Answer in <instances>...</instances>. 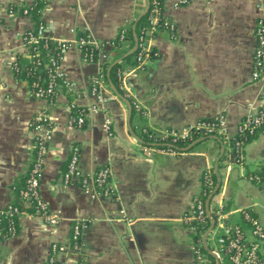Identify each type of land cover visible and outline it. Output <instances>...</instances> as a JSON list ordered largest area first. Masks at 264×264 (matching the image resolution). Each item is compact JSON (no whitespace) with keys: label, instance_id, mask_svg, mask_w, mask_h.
<instances>
[{"label":"crops","instance_id":"crops-1","mask_svg":"<svg viewBox=\"0 0 264 264\" xmlns=\"http://www.w3.org/2000/svg\"><path fill=\"white\" fill-rule=\"evenodd\" d=\"M14 1L30 4L32 0H0V209L16 199L13 187L31 157L30 122L44 112L51 132L40 193L58 220L51 223L35 213H22L16 233L0 238V264H44L52 242L64 247L53 264H76L78 255L69 249L76 217L87 220L79 250L87 264H192L193 231L181 216L206 168L223 184L226 210L252 207L264 222V189L235 169L226 170L227 165L235 167L227 142L211 135L187 143L180 154L156 148L144 152L136 126L139 119L131 105L135 99L145 109L142 123L155 131L223 113L226 133L234 135L241 117L264 109V86L250 76L253 27L256 18L264 15L258 7L264 0H190L184 5L162 0L163 15L174 23L173 32L146 31L151 51L142 65L137 67L131 59L121 62L126 92L106 81V100L80 127L68 123L69 102L93 103L90 78L102 70L103 62L120 60L135 45L122 43L117 49L108 45L106 60L88 61L72 44L60 67L73 89H58L51 99L35 97L10 66L17 54H27L22 32L32 25L27 15L6 13V6ZM145 6L146 0H47L40 19L45 34L57 41L72 42L79 32L90 40L110 41L121 28L133 29ZM106 118L111 121L109 129L104 127ZM72 145L79 147L77 166L82 172L101 164L110 167L116 196L92 195V187L84 189L76 179L62 181ZM244 153L247 172L258 171L264 164V133L247 142ZM230 176L240 190L233 197L225 187Z\"/></svg>","mask_w":264,"mask_h":264},{"label":"built area","instance_id":"built-area-1","mask_svg":"<svg viewBox=\"0 0 264 264\" xmlns=\"http://www.w3.org/2000/svg\"><path fill=\"white\" fill-rule=\"evenodd\" d=\"M189 1L179 0V3L184 5L189 3ZM30 4H22L17 1L11 2L6 6V13L10 16L15 14L29 16L27 6ZM258 7L264 9V3L259 2ZM156 21V15L151 14L150 24L147 29L152 32L156 31L158 29ZM164 28L173 32L174 23L165 18ZM123 32L124 28H121L119 35L122 43H126L123 38ZM253 36L254 48L251 57L250 76L253 81L260 82L264 86L263 14L259 15L254 22ZM37 37H46L51 40L54 44L51 50L56 49L55 53L47 56V59L37 61L38 64H43L45 69L46 78L44 83L34 80L29 86V91L33 96L46 99H51L58 89L66 91L73 89V84L68 81L60 67L64 52L72 44L81 51L84 59L88 61L106 60L108 58L106 47L111 45V41L90 40L86 35H77L72 42L57 41L45 34L42 21L36 25L32 21V25L22 32L26 50L28 48L26 43L34 41ZM44 45H46V42ZM137 45L139 49L133 55V63L139 67L151 50L147 41L142 37L141 42ZM94 52L97 53L96 59L94 58ZM12 61L10 62L11 67ZM117 76L119 88L125 93L124 69L119 68ZM105 85L106 79L103 70L90 78L89 91L95 101L85 106H76L73 101H70L68 104V123L70 125L77 127L84 125L87 117L99 109V104L107 98ZM131 105L139 119L136 126L142 137L140 143L142 151L149 152V150L156 148L171 154H177L179 149H184V145L177 144L178 140L189 143L199 137L218 135L222 141L229 144L234 159L235 167L227 165L226 170L235 169L250 182L260 185L264 189V170L247 172L244 153L245 138L256 130L264 131V109L248 111L239 119L236 133L229 136L224 127L226 116L223 113L212 118H202L180 127H166L161 131H155L142 123L143 118L146 116L145 109L135 99H132ZM110 122L109 118L105 119L104 127L106 129L110 128ZM30 126L34 135L32 136L33 140L30 149L31 157L25 172L26 177L22 187L18 188V190L13 187L16 199L8 202L0 209V216H6L5 228H0V238L16 233L15 218H18L22 213L28 212L26 209L29 207H33L34 211L32 213L51 223H55L58 220L57 214L49 211L47 203L40 193L44 155L51 132L50 119L44 112H39L32 118ZM78 155V145H72L65 168L60 174L62 181L68 182L76 179L82 188L88 189L92 187V195L116 196V185L112 179L110 167L107 164H101L92 171L82 172L77 166ZM212 173L214 171L211 168L203 170L200 177V186L197 192L192 195L189 207L181 216L182 222L193 231L190 244L192 264H210L211 261L213 264H264V222L255 216L252 207H238L231 211L226 210L222 199L223 187L221 180L218 187L214 190L217 181L212 178ZM209 194L211 196L206 206V198ZM122 213L123 211L120 210V214ZM86 225L87 220L83 217H76L71 222L69 249L78 255L76 264H87L86 259L79 253L82 247L81 233ZM63 249L62 245L52 242L44 264H53L56 253ZM206 252L212 256L213 260L207 256Z\"/></svg>","mask_w":264,"mask_h":264},{"label":"trees","instance_id":"trees-1","mask_svg":"<svg viewBox=\"0 0 264 264\" xmlns=\"http://www.w3.org/2000/svg\"><path fill=\"white\" fill-rule=\"evenodd\" d=\"M46 0H34L29 6H27L29 11L30 19L35 23H39L41 21L40 14L43 6L45 5ZM147 8L145 12L137 19L135 28L132 29L130 25L126 26L124 28L123 32V38L125 39V42L130 47H135L133 50L122 57L120 60L112 59L111 61L103 62L102 70L105 76L106 81H110L113 83L116 87H118V76H117V70L121 68L122 66V60H128L131 59V62H134V59H132V55H134L139 47L136 44H139L141 42V37L146 39V31L148 30L147 27L150 24V16L151 14L156 15L157 21L156 26L157 28H164L165 27V17L163 15V1L162 0H146ZM155 9V10H154ZM78 35H84L83 33H78ZM111 41V47L119 48L122 46V41L120 38L119 33L114 37ZM46 42V45L44 43ZM27 48V54H17L15 58L12 61V71L16 78L24 79L28 85L30 86L31 82L36 80L40 83H44V80L46 78L45 69L43 64H38V60H44L47 59V56L51 53H55L56 49L53 51L51 50V47L54 45L51 40H48L46 37H37L34 41L26 43ZM97 53L94 52V58L96 59ZM123 92L122 90H120ZM133 107V106H132ZM258 133H264V131L256 130L253 134L248 135L244 143L246 144L249 142L252 138H254ZM206 137V136H203ZM146 141V140H145ZM178 145H187L185 141L178 140ZM184 149H179L177 154H180L183 152ZM259 170H264V164L261 165V168ZM253 172V171H252ZM212 178L216 180V176L214 173H212ZM26 175H22L19 177V179L15 183V190H18V188L22 187L24 183ZM28 212H33V207H29L26 209ZM6 225V216H0V228L4 229ZM15 227L17 231V218H15ZM207 256L213 260L212 256L206 252ZM210 264H213L212 261Z\"/></svg>","mask_w":264,"mask_h":264},{"label":"rangeland","instance_id":"rangeland-1","mask_svg":"<svg viewBox=\"0 0 264 264\" xmlns=\"http://www.w3.org/2000/svg\"><path fill=\"white\" fill-rule=\"evenodd\" d=\"M232 179H233L232 176H230L227 183L225 184V187H226L227 193L233 197V196L237 195L240 192V190L238 187L235 186ZM222 186H223V184H222ZM261 213L263 214V210L261 211Z\"/></svg>","mask_w":264,"mask_h":264},{"label":"water","instance_id":"water-1","mask_svg":"<svg viewBox=\"0 0 264 264\" xmlns=\"http://www.w3.org/2000/svg\"><path fill=\"white\" fill-rule=\"evenodd\" d=\"M146 8H147V5L145 6V9H144V10L138 15V17L135 19V22H134V24H133V29H134V26H135V23H136L137 19H138V18H139L144 12H145ZM129 53H130V52H129ZM110 86L112 87V89H113L115 92H117L116 89L114 88V86H113L111 83H110ZM127 104H128V108H129V111H130L131 105H130L129 101H127ZM218 185H219V181H217L214 190L218 187ZM210 196H211V194H209V195L207 196V198H206V206L208 205V201H209Z\"/></svg>","mask_w":264,"mask_h":264}]
</instances>
